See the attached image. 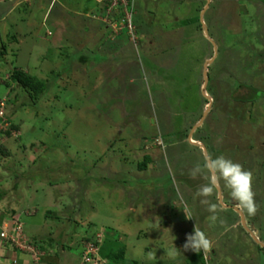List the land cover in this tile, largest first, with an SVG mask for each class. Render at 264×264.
<instances>
[{
  "label": "rangeland",
  "instance_id": "1",
  "mask_svg": "<svg viewBox=\"0 0 264 264\" xmlns=\"http://www.w3.org/2000/svg\"><path fill=\"white\" fill-rule=\"evenodd\" d=\"M99 8L0 0V217L55 264L88 242L96 264H264V0H132L133 38ZM13 70L44 84L34 104ZM208 155L252 172L255 215L222 182L211 221L189 175ZM195 224L206 255L183 250Z\"/></svg>",
  "mask_w": 264,
  "mask_h": 264
},
{
  "label": "clouds",
  "instance_id": "2",
  "mask_svg": "<svg viewBox=\"0 0 264 264\" xmlns=\"http://www.w3.org/2000/svg\"><path fill=\"white\" fill-rule=\"evenodd\" d=\"M189 175L193 179L202 177L207 181V183L202 184L199 187L196 195L204 198L201 200V203L208 205V211L212 213L210 217L212 222L215 223L219 220L221 225L225 223L222 219H219V205L216 203H210L207 199L221 189L222 182L223 186L230 190V195L236 202L237 207L245 210L249 215H255L258 211V205L255 202V193L252 188L253 174L251 171L245 170L240 163L233 162L231 159L225 158L223 155L216 157L208 155L204 158L203 166L197 164L194 168L190 169ZM184 212L187 219H193L191 213L188 212L187 209H185ZM212 248V240L195 224L193 233L186 235V242L183 245V250H190L195 253L202 252L206 255L212 250ZM176 254L175 249L169 253V255L172 256H175ZM39 259L40 258H38V261ZM37 262L31 261L32 264H36Z\"/></svg>",
  "mask_w": 264,
  "mask_h": 264
},
{
  "label": "built area",
  "instance_id": "3",
  "mask_svg": "<svg viewBox=\"0 0 264 264\" xmlns=\"http://www.w3.org/2000/svg\"><path fill=\"white\" fill-rule=\"evenodd\" d=\"M96 2L100 5L103 15L100 21L105 24L106 28L110 29L113 36L124 27L130 35V38H133L130 13L128 12V8H131L132 0H96ZM3 125H5V118L3 106L0 104V129ZM2 222L0 223L1 244L13 248L18 252L26 253L33 261L37 262L35 258L37 251L24 239L21 224L11 220L9 222ZM86 246L80 252L79 264H96L94 258L96 242H88ZM13 264H15L14 261Z\"/></svg>",
  "mask_w": 264,
  "mask_h": 264
},
{
  "label": "trees",
  "instance_id": "4",
  "mask_svg": "<svg viewBox=\"0 0 264 264\" xmlns=\"http://www.w3.org/2000/svg\"><path fill=\"white\" fill-rule=\"evenodd\" d=\"M9 81L13 83L14 86H16L19 90L27 94V96L30 98L31 104L35 103V99H36L35 97H37L44 90V84L42 82L18 70H13L10 72ZM20 106H22V104H20ZM12 129H16V127L13 126ZM7 134L8 132H6V135ZM143 167H144V164L141 163L139 165L140 170ZM15 187H17V184L13 183L12 188L15 189ZM48 215H51V218L53 219L56 218V216H54L52 213ZM33 243L35 242L32 241L31 246L34 248ZM99 253H100V256L103 257L105 260H107L110 264H140L134 261L126 260L124 258V252L122 248L116 251H111V250L103 251V248H102L101 251H99ZM151 264H167V263L156 262V263H151Z\"/></svg>",
  "mask_w": 264,
  "mask_h": 264
},
{
  "label": "crops",
  "instance_id": "5",
  "mask_svg": "<svg viewBox=\"0 0 264 264\" xmlns=\"http://www.w3.org/2000/svg\"><path fill=\"white\" fill-rule=\"evenodd\" d=\"M99 10L101 12L100 8H99ZM3 217H0L1 218L0 223L2 221L6 222V220H8V219L3 218ZM22 230H24L23 226H22ZM34 249L35 250L37 249L36 251H38V252L42 251L40 253L43 255V257H41L36 264H55L53 261H51L49 256L46 255L45 251L40 250V248L36 247L35 245H34ZM13 261H15L14 262L15 264H32L29 256L26 253L17 252L10 247L3 246L0 242V264H13L12 263Z\"/></svg>",
  "mask_w": 264,
  "mask_h": 264
},
{
  "label": "water",
  "instance_id": "6",
  "mask_svg": "<svg viewBox=\"0 0 264 264\" xmlns=\"http://www.w3.org/2000/svg\"><path fill=\"white\" fill-rule=\"evenodd\" d=\"M208 62H211V60H209ZM206 65L207 64H205L204 65V68L206 67ZM204 73H205V69H204V71H203V76H204ZM205 83H206V79H205V76H204V83L202 84V90H203V88H204V86H205ZM204 96V95H203ZM209 106V105H208ZM205 112V111H204ZM199 123V122H198ZM191 143V142H190Z\"/></svg>",
  "mask_w": 264,
  "mask_h": 264
}]
</instances>
